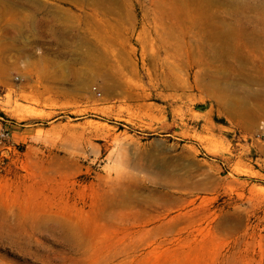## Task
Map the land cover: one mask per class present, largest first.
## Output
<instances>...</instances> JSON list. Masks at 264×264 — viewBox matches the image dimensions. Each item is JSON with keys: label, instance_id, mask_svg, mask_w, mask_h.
I'll return each mask as SVG.
<instances>
[{"label": "rangeland", "instance_id": "rangeland-1", "mask_svg": "<svg viewBox=\"0 0 264 264\" xmlns=\"http://www.w3.org/2000/svg\"><path fill=\"white\" fill-rule=\"evenodd\" d=\"M0 264H264V0H0Z\"/></svg>", "mask_w": 264, "mask_h": 264}, {"label": "bare ground", "instance_id": "bare-ground-1", "mask_svg": "<svg viewBox=\"0 0 264 264\" xmlns=\"http://www.w3.org/2000/svg\"><path fill=\"white\" fill-rule=\"evenodd\" d=\"M85 227V226H84Z\"/></svg>", "mask_w": 264, "mask_h": 264}]
</instances>
